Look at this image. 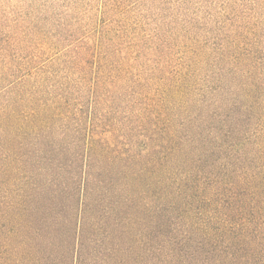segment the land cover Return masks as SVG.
Returning a JSON list of instances; mask_svg holds the SVG:
<instances>
[{
  "label": "trees",
  "instance_id": "obj_1",
  "mask_svg": "<svg viewBox=\"0 0 264 264\" xmlns=\"http://www.w3.org/2000/svg\"><path fill=\"white\" fill-rule=\"evenodd\" d=\"M245 2L221 4L215 60L188 43L189 25L148 23L147 32L109 16L68 61L88 91L42 101L21 93L18 116L33 114L31 131H47L48 119L62 130L0 154V264H264V0ZM102 8L115 12L110 0ZM205 71L214 87L200 81ZM118 91L129 105L115 111ZM86 93L89 119L75 117ZM120 110L108 126L120 122L126 142L112 150L87 139ZM15 113L0 112V144L17 135L5 123ZM135 130L145 132L143 151L134 152Z\"/></svg>",
  "mask_w": 264,
  "mask_h": 264
},
{
  "label": "rangeland",
  "instance_id": "obj_2",
  "mask_svg": "<svg viewBox=\"0 0 264 264\" xmlns=\"http://www.w3.org/2000/svg\"><path fill=\"white\" fill-rule=\"evenodd\" d=\"M110 1L114 4L115 12L104 14L101 12L103 0H0V112L1 110L3 112L8 110L12 114V109L16 110V113L13 114L15 122L5 123L10 126L18 125L17 135L14 134L15 129L13 133L9 134L13 136L12 142H8L6 138L1 141L3 142L0 144L1 155H17V151L23 143H28L25 140L26 136L31 142H35V139L32 141L31 135L35 134L34 137H36L39 134L42 135L41 137L46 136V142H48L54 133L62 130L61 121L48 119L47 122H50L51 125L47 131L38 134L37 130L31 131L36 126L33 114L29 115L27 119L18 116L27 107V104L24 105L23 99L25 98L21 93H28L25 95H33L35 100L42 101L43 99L50 100L61 96L65 89L73 94L72 97L69 96L72 100L79 97L78 94L81 90L88 91L83 88L84 83L76 81L74 75L79 69L69 65L68 61L82 41L97 37L98 31L109 20L107 19L109 16L113 17L117 24H128L130 27L139 30L148 29L147 32L152 30L151 26L146 25L148 23L150 25L152 23V26H155V23H162L165 27L168 21L173 20L178 24L177 27L180 31H182L184 24L185 26L189 25L188 32L191 38L188 39V43H194L200 51H206L211 55L210 60H215V54L212 51L216 47V42H218L217 37L222 33L220 26L223 24L224 19L219 13L224 0ZM236 1L240 6L239 8L242 9V5L247 4L245 1L251 2L252 0ZM191 19L192 22L187 24ZM259 32L264 34V27ZM192 39H196V41ZM222 39H224V36L219 38V42ZM181 48L179 46L176 51H180ZM220 64L218 59L215 62L214 69L216 70ZM203 75L200 81L205 79V83L213 87L215 83L219 82L215 80V74H208L205 71ZM209 75H213L214 82H212ZM87 77L90 76L87 75ZM88 82L90 83V78H88L87 84ZM119 91L115 95L117 102L112 104L115 111L118 110L117 107L119 106L126 107L129 105L121 97ZM99 96L100 99L105 98L103 94ZM91 97H93L92 94L86 93V99H82V103L85 105L76 106L78 109L80 108L81 112L75 117L83 115L89 119L86 109L90 110L89 100L92 99ZM94 97L98 99L97 94ZM101 103L100 107L108 108L102 100ZM28 105L31 108L35 107L34 103ZM105 110L107 111V109ZM189 112H183V117ZM108 116H110V120L106 118L108 121L106 127L100 129L97 134L91 133V129H89L86 136L87 139H102L112 150H115L124 141L127 131L124 130L120 122L116 127V131L108 124L109 121L112 123L113 117L121 121L124 115L120 110L118 113L112 111L108 113ZM176 117L184 120L182 117L179 118L178 115ZM178 122L180 121L174 117L173 124L177 125ZM135 125L139 124L136 123ZM22 128L25 132H21ZM141 132L142 134H139ZM144 134L143 130L133 131V135L136 137L134 152L143 151L142 144L146 140ZM55 141L56 144L59 143V137L56 136ZM139 142L143 143L138 145ZM126 147V150L130 148V146ZM24 152L25 150L20 151V153ZM10 162L14 166L9 165L11 167L8 170L9 172L11 170L15 171L17 167L22 165V161H18L17 158L10 159ZM94 164L97 166L98 162L94 161ZM2 168L3 165L0 163V169Z\"/></svg>",
  "mask_w": 264,
  "mask_h": 264
}]
</instances>
